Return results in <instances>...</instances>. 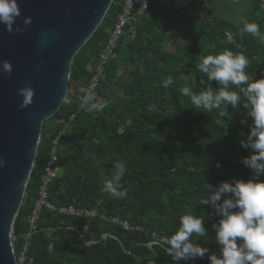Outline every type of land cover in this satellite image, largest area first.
<instances>
[{
  "label": "trees",
  "instance_id": "16d2710c",
  "mask_svg": "<svg viewBox=\"0 0 264 264\" xmlns=\"http://www.w3.org/2000/svg\"><path fill=\"white\" fill-rule=\"evenodd\" d=\"M168 1L174 4L182 0ZM249 2L250 14L240 26L210 15L209 20L198 23L193 44H180L175 54L165 52L164 45L169 29L179 20V13L149 12L147 18L139 21L135 39L124 38L107 66L106 80L95 97L107 100L108 107L93 117L92 112L80 109L78 98L87 88L89 66L97 63L101 47L121 11L122 0H113L100 26L74 57L67 93L72 103H63L50 119L56 129L54 126L47 131L42 125L34 167L14 222L15 253L23 243V235L28 231L27 218L38 199L50 139L61 122L74 115L67 135H83L77 141L82 146L78 150L72 144L60 143L57 152L60 172L49 186V202L55 207L93 210L107 219L128 224L132 230L98 219L62 217L43 208L37 231L30 238L33 264H172L164 247L154 245L153 240L174 234L179 217L189 211L204 220L207 232L206 237L194 235L192 240L208 248L209 254L219 255L213 226L222 217L210 204L198 205L196 201L205 191L206 183L214 190L221 182L252 179V171L241 162L250 155V150L240 145L250 131L251 118L239 105L236 109L221 105L212 113L197 110L181 95L180 89L188 86L198 92L206 85L217 89V82L207 81L198 64L202 57L225 49L242 52L250 60L246 71L254 79L261 78L264 44L239 32L246 20L259 24L264 34V6L259 0ZM185 33L183 36L187 37ZM227 34L234 36V43L228 41ZM126 66L130 80L121 82ZM169 76L174 83L165 89L162 81ZM153 103L157 110L149 111L148 106ZM220 111H225V115L221 116ZM242 119L247 124L241 125ZM118 160L126 162L127 171L121 184L128 191L127 197L119 200L100 192ZM217 163L220 167H216ZM259 179L264 181V176ZM49 243L55 245L53 255L47 252ZM179 264L210 262L206 254L203 259Z\"/></svg>",
  "mask_w": 264,
  "mask_h": 264
},
{
  "label": "clouds",
  "instance_id": "9594fccd",
  "mask_svg": "<svg viewBox=\"0 0 264 264\" xmlns=\"http://www.w3.org/2000/svg\"><path fill=\"white\" fill-rule=\"evenodd\" d=\"M17 18H21V24L16 23ZM31 23L32 17L22 16L17 0H0V25H3L6 32L23 33ZM239 32L241 36L245 33L254 36L264 44V34L257 23L245 20ZM227 35L228 41L234 43L231 34ZM44 64L45 61L41 60L34 67L39 70ZM249 65L250 60L242 52L233 53L225 49L222 53L207 55L200 59L199 71L206 75L207 81H215L219 87L214 90L206 85L198 92L188 86L180 89L181 95L187 97L197 110L212 113L213 110L220 109L221 105L233 109L239 105L246 110V116L251 118L250 131L240 141V145L250 150V155L243 157L241 162L252 171V179L221 182L214 190L206 183L205 191L199 195L196 203L210 204L222 217L213 226L215 241L220 246L219 255L209 254L208 248L201 247L192 240L194 235L206 237L207 232L204 220L189 211L179 217V227L174 234L163 238V241L153 240L154 245L164 247L172 264L203 259L206 254L210 264H264V181L259 179L264 176V74L261 78L254 79L246 71ZM12 71L10 61H0V72L10 76ZM173 83V78L169 76L162 81V86L167 89ZM16 94L21 97L18 107L23 109L32 104L35 91L29 84H25L16 90ZM78 99L80 107L89 112H103L108 107L107 100H97L92 92ZM61 101L64 104L72 103L68 96H63ZM148 108L149 111H156L157 105L153 103ZM219 114L224 116L225 111H220ZM240 123L244 125L247 121L242 119ZM240 135L244 136V133L241 132ZM5 163L0 158V167ZM216 167H220V164L217 163ZM126 171L125 161L114 162L110 178H106L100 188L101 194L117 200L126 198L128 191L121 184ZM54 250L55 245L49 243V255H53Z\"/></svg>",
  "mask_w": 264,
  "mask_h": 264
},
{
  "label": "water",
  "instance_id": "95a60500",
  "mask_svg": "<svg viewBox=\"0 0 264 264\" xmlns=\"http://www.w3.org/2000/svg\"><path fill=\"white\" fill-rule=\"evenodd\" d=\"M189 0L176 2L186 7ZM22 16L32 17L23 33L9 34L0 25V61L12 64V74L0 72V264H15L14 222L33 170L42 125L51 119L67 96L74 57L100 26L113 0H17ZM21 24V18H17ZM41 60L45 64L35 69ZM128 66L120 76L129 82ZM29 84L33 102L19 108L16 90ZM84 136L66 135L72 144Z\"/></svg>",
  "mask_w": 264,
  "mask_h": 264
},
{
  "label": "built area",
  "instance_id": "2783aa9c",
  "mask_svg": "<svg viewBox=\"0 0 264 264\" xmlns=\"http://www.w3.org/2000/svg\"><path fill=\"white\" fill-rule=\"evenodd\" d=\"M122 3L123 5L121 11L116 15L113 27L108 34L106 42L101 47L100 53L98 54L97 63L89 66L88 71H90L91 76L89 78L87 88L83 91V95L88 92H92L95 95L100 89L102 82L106 80V68L114 60L116 51L119 48L121 41L124 38L126 41H132L135 39L139 21L147 18L149 12L152 10H162L165 13H181L183 10L182 8H186L180 7L176 3L170 4L168 0H122ZM192 17L200 22L206 20L205 16L201 13L194 14ZM97 100H101V98H98ZM80 109L84 110L81 107ZM99 113L100 112L93 113V117H96ZM73 121L74 115H71L67 121L61 122V126H58L56 135L50 139L49 155L41 177L40 187L38 188V199L35 201L33 209L27 218L28 231L23 235V243L17 253L14 252L13 247L15 264H33L32 258L29 254L30 238L37 231V223L43 208L62 217L83 218L87 220L98 219L100 221L118 224L122 226L124 230H132L128 224L118 222L115 219H107L93 210L75 207H55L49 202V186L58 177L60 172L57 165L58 148L61 143V138L67 135ZM53 125L55 126L54 123ZM153 236H155V234H153ZM160 240L163 241V238Z\"/></svg>",
  "mask_w": 264,
  "mask_h": 264
},
{
  "label": "rangeland",
  "instance_id": "374dc122",
  "mask_svg": "<svg viewBox=\"0 0 264 264\" xmlns=\"http://www.w3.org/2000/svg\"><path fill=\"white\" fill-rule=\"evenodd\" d=\"M212 8V16L216 19L223 20L227 23H230L236 27L240 26L242 20L246 18L249 14L250 2L249 0H208ZM200 22V21H198ZM198 23L183 20H176L174 24L169 29V34L167 38L170 37L172 40V45L170 46V50L164 49L165 52H173L171 48L174 47V50L179 48V45L184 43L187 45L193 44V36L197 31ZM186 31L185 36L183 33ZM232 38L234 37L231 34ZM166 38V39H167ZM121 66V65H120ZM53 122L49 119L44 122V126L48 127Z\"/></svg>",
  "mask_w": 264,
  "mask_h": 264
},
{
  "label": "crops",
  "instance_id": "0c3cea01",
  "mask_svg": "<svg viewBox=\"0 0 264 264\" xmlns=\"http://www.w3.org/2000/svg\"><path fill=\"white\" fill-rule=\"evenodd\" d=\"M259 1H261V3L264 6V0H259ZM209 4L210 3L208 2V0H189L186 8H184L182 10V12L178 14V17H179L178 19L180 20L181 17H184L185 19H183V21L185 20L188 23H191V22L199 23L196 19H194L192 17V15L197 14V13H201L202 15L205 16L206 20H209L210 15H213L211 5H209ZM169 32H168V35H171V34H169ZM170 37L171 36H169V38L166 39L165 45H164V48L168 49V50H170V46L172 45V43H171L172 40L170 39ZM177 49H179V48H177ZM171 50H173V52H170V53L175 54L177 52L176 49L174 50V47L171 48ZM53 128H54V125L52 123L46 129H47V131H52Z\"/></svg>",
  "mask_w": 264,
  "mask_h": 264
}]
</instances>
